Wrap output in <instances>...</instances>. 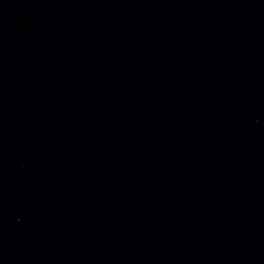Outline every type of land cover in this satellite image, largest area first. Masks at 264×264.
Wrapping results in <instances>:
<instances>
[{
    "label": "water",
    "instance_id": "water-1",
    "mask_svg": "<svg viewBox=\"0 0 264 264\" xmlns=\"http://www.w3.org/2000/svg\"><path fill=\"white\" fill-rule=\"evenodd\" d=\"M0 264H264V0H0Z\"/></svg>",
    "mask_w": 264,
    "mask_h": 264
}]
</instances>
